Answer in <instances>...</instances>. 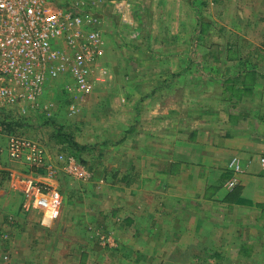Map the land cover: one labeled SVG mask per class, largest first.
<instances>
[{
    "label": "crops",
    "instance_id": "0c3cea01",
    "mask_svg": "<svg viewBox=\"0 0 264 264\" xmlns=\"http://www.w3.org/2000/svg\"><path fill=\"white\" fill-rule=\"evenodd\" d=\"M130 1L131 8L122 11V19L125 13L135 23L123 19L121 26H134L139 34L144 21L135 6L132 12ZM242 1L153 0L150 9L145 7L150 10L148 21L152 27L148 36L159 43L157 48L160 49L159 53L150 52L149 62L138 70L145 74L162 73L164 80H168L142 81L132 88H139L137 97H132L133 104L122 109L131 110V127L120 137L130 139L131 146L118 144L115 147L117 156L122 151L125 157L130 154L131 159L124 162L121 159L112 177L105 175L107 179L101 181L102 184L107 180V186L122 185L132 194L133 201L125 199L124 191L118 194L119 201L112 211V218L115 215L114 220L118 221L115 232L118 243L111 251L118 257H108L110 253L105 254L93 242L95 233L87 228L92 230L97 226L92 200L95 198L100 204V198L89 191V194L79 193L80 187L75 182L64 189V204L59 216V223L67 229H43L41 221H36V212H40L23 207L25 197L17 182L19 175L30 173V169L10 160L4 150L0 153V264H41L46 259L47 263L58 261L56 264H152L146 260L156 256L153 254L157 246L149 249V241L162 231L172 238L173 250L183 251L209 250L217 244L216 236L221 229H259L264 233V50L233 49L235 34L232 33L235 31L230 32V28L246 25L247 29L240 15L242 7H247V1L256 4L254 7L259 3ZM240 4L244 6L239 7ZM261 4L263 6L256 9L264 14V1ZM219 8L231 11V18H227L230 23L226 22L231 33L227 37L228 48L219 53L218 49L209 53L200 51L194 44V41L203 42L199 27L213 25V21L206 24L203 19L199 20L203 14L198 11ZM250 17L253 21L247 17V23L254 26V18ZM246 29L239 30L241 42L249 39L259 41V45L264 43L262 34L251 32L253 39L247 36ZM193 30H196L194 35ZM104 36L108 37L106 32ZM217 54L228 60L229 74L217 82L211 78L209 87L216 91L211 92V97L202 95L200 103H194L196 109H192L189 106L194 100L186 96L187 82L192 81L194 75L200 81L201 75H213V69L219 67L212 65L210 72L207 68L217 59ZM205 57L208 63L203 62ZM174 59L180 61L174 64ZM192 60L195 66L190 65ZM219 87L221 93L227 92V97L217 93ZM141 89H147L146 93L142 95ZM57 92L52 96L58 101ZM58 106L56 102L54 115ZM192 110L194 116L197 113L195 117H192ZM119 170L122 172L118 173ZM62 177L39 176V179L59 188ZM232 181H236L233 187L229 185ZM102 217L111 220L106 211ZM139 235L145 239L140 240ZM168 243L163 240L164 248ZM30 248L35 255L33 252L20 255L19 251ZM198 255L195 253L192 259H199ZM175 264L184 263L178 260Z\"/></svg>",
    "mask_w": 264,
    "mask_h": 264
},
{
    "label": "rangeland",
    "instance_id": "374dc122",
    "mask_svg": "<svg viewBox=\"0 0 264 264\" xmlns=\"http://www.w3.org/2000/svg\"><path fill=\"white\" fill-rule=\"evenodd\" d=\"M112 1L129 2L130 0H110V2L108 0V2L101 3L94 8V11L102 17L104 32H106L108 36L106 37L107 48L106 50L104 49V52L101 56V62L107 68L106 74L99 75L94 92L83 99L74 94L65 92L62 89V86L64 85V82L67 81V79L65 77H61L57 92L59 93V95L57 94V96H59L58 101L54 96V99L59 105L57 113L55 112L54 116L56 124L58 126H63L66 131L70 132L74 136L76 142L81 144V146L76 147L68 143L55 144L54 142H51L49 140V133L54 129L53 124H45L41 119V116H33L31 120H13L10 122V128L12 131L18 134H24L31 138L40 140L47 148L48 153L54 158L59 154H65L66 157H73L78 162L86 166L90 172V177L88 179H78L71 176L68 172L61 170L59 172V177L63 176V179H61L63 181L61 182V186H59V190L63 197L66 185L74 184L73 182H75L76 186L80 187V190L78 191L79 193L83 194L84 192L88 193L89 191L90 193H93L96 198H100V204L98 200H95V198L92 200V202H94L92 204V213L98 217L96 220L97 226L92 230L91 228L87 229H90L92 233H95V235L92 237L95 245L100 246L104 250L105 254L110 253L108 257L114 259L115 257H118L112 252L114 249H116L118 243V240L115 238L118 221L114 220V218H116L115 215L113 216L114 218H112V211H114L115 204L117 201H119L117 200V196L119 197L118 194L121 195L123 191L125 194V199H128V201H133V199L131 196L132 194L127 192V190L129 191V188L127 189L122 185L118 187L114 185L107 186V180L102 184L101 181L102 179H107L105 178V175L112 177L113 173L115 172L116 164L121 163V159H123V162L131 159L130 154L126 156V160V157L122 154V151L119 156L116 155V152L118 151L115 152V147L118 146V144H122L124 146L127 145V147L131 146L130 139L128 140L126 138H120L121 135L124 134L125 129L131 127L130 124L132 121L131 110L126 108H124V110L122 109L124 106L133 104L132 97H137L139 88L138 90H132V88H134L137 83L142 81L143 83H158L167 81L168 78L164 80L165 75L162 73L145 74L140 73L138 70V67L147 65L149 62L147 55L150 52L159 53L158 49H160L157 48L159 43H154L151 41V37L148 36V33H150L152 30L148 19L150 18L149 7L152 5L151 3H153V0L130 1L133 3L132 12L135 6V9H137L136 11L140 13L142 16V21H144L142 32L139 34L135 32L134 26H132L133 28L121 26V23H124L122 19L123 12L117 7V3ZM238 1L243 2L242 0H237V3ZM263 1L264 0H255V2H259L255 7L254 5L256 4L248 1L246 4L247 7H242L244 6L243 4L239 5V7L243 8V13L240 15L244 18L243 20L245 24H247V29L246 25L244 27L246 29L247 36H251V32L254 31L257 32L258 35L260 33L264 36V14H262L260 10L256 9L257 7L263 6L261 4ZM147 6L149 8L148 10L145 9ZM202 11H198L203 14L202 16H199L201 17L199 20L203 19V22L206 24L208 22L212 23L213 21V25H200L199 34L202 33L201 35L203 37V42L194 41L195 47L197 44L198 50H205L206 53L211 52L212 49H218V53L221 51L226 52L228 48L227 37L229 35L231 36V31H235V33H232V35L235 34V36L233 35L235 37L233 38V46H235L233 49L257 50L260 48L264 50L263 42L262 45H259V41L254 42L247 39L245 42H241V40H239L241 38L239 33L240 31L243 32L244 28H237L234 26L230 28L228 25L230 22H228L227 18H231L229 17V13H231V11L226 9L220 10V8L219 10L203 9ZM237 13L238 11L236 10V15ZM129 14H131V12ZM250 16L254 18V26L251 23H247V17L249 21H253ZM127 17H130V15ZM259 22H261L260 25ZM133 23H135L134 20ZM229 28L230 32L228 31ZM195 31H192V35L195 34ZM253 39H255V37H253ZM172 45L174 44L172 43ZM202 60L204 63L209 62L208 58L206 57L202 58ZM173 61V63L176 64V61L180 60L174 59ZM194 61L195 60L190 61V65L195 66L196 63ZM227 61L228 60L225 59V57L221 56L220 58L217 54V59H214L211 63H209V67L207 68L210 72L212 70V65L219 67L213 69V75H207L208 73L201 75V81L200 79H197L198 77H194V75L192 78L193 80H189V83L187 82L188 85L186 86L189 87L186 96L194 100L193 104H191L189 107L196 109L197 105L194 104L196 103L195 101L200 103L199 99H202V95H204V97H211L213 94L211 92L216 91L212 87H209L211 84V78H214V82H217L218 80H223V78L229 74L227 71ZM222 68L224 70H221ZM223 73L225 74L224 76ZM146 91L147 89H141L142 95L145 94ZM221 91L222 88L219 87L217 93H220L221 97H227V92L221 93ZM192 114L193 117V110ZM58 164L62 165V163ZM108 166H111L112 169H109ZM119 172H122V170H119L118 173ZM63 204L64 197L62 199L61 209ZM101 207H103V209L108 212V214L111 216V220L106 221L103 219L102 215L105 213V211H101ZM36 213V221L38 222L39 220L40 222V213ZM59 216L55 219L52 225L45 226L40 223L41 227L43 229H67L66 227L63 228L65 225L62 226V224L59 223ZM219 232L220 233L216 236L218 239L216 242L217 244H214V247L209 248V250L204 248L205 250L187 249L184 251L176 249L173 250L171 248L173 246H170L172 244L170 242L172 238H170L168 232L164 233L162 231V233H157L155 235L153 234V239L149 241V249H151L153 246H157L155 249L156 252L153 254L156 256L153 259L148 258L146 261H152V264H167L165 261L166 259L169 262L171 261L172 264H175V262L178 260H181L184 264H264L263 231H260L259 229H221ZM125 235L128 236L129 233L126 232ZM138 237L140 240L145 239L142 235H139ZM47 238L49 241H51L50 236H47ZM109 238L110 241H108ZM99 239H101L102 242ZM163 240L169 241L166 248H164ZM37 250L40 253L39 249ZM47 251H43L44 255H48ZM32 252L35 255V251L32 248L19 251L20 255H28V253ZM195 253L200 254L198 255L200 258L196 256L199 259H192ZM40 254H42V252ZM57 262L58 261L47 263L46 259L41 261V264H56Z\"/></svg>",
    "mask_w": 264,
    "mask_h": 264
},
{
    "label": "built area",
    "instance_id": "2783aa9c",
    "mask_svg": "<svg viewBox=\"0 0 264 264\" xmlns=\"http://www.w3.org/2000/svg\"><path fill=\"white\" fill-rule=\"evenodd\" d=\"M105 2L0 0V153L6 150L10 160L30 169L17 178L25 197L23 207L39 211L45 226L59 216L63 197L57 185L39 176L57 179L64 170L88 179L90 172L73 157H52L40 140L13 132L10 122L53 116L52 95L61 77L67 79L62 86L67 93L83 99L94 92L99 75L107 72L101 62L106 42L103 20L94 11ZM112 2L124 12L131 8L128 1ZM123 19L133 23L125 13Z\"/></svg>",
    "mask_w": 264,
    "mask_h": 264
},
{
    "label": "trees",
    "instance_id": "16d2710c",
    "mask_svg": "<svg viewBox=\"0 0 264 264\" xmlns=\"http://www.w3.org/2000/svg\"><path fill=\"white\" fill-rule=\"evenodd\" d=\"M54 116L48 117L44 116L42 117V120L46 124H53L54 129L49 133V140L51 142H54L55 144H61V143H68L76 147H80L81 144L76 142L74 136L66 131L63 126H58L54 120ZM11 129V128H10ZM84 148V147H81Z\"/></svg>",
    "mask_w": 264,
    "mask_h": 264
}]
</instances>
